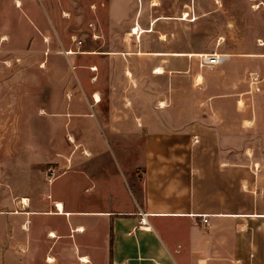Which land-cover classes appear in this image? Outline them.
<instances>
[{
    "label": "rangeland",
    "instance_id": "374dc122",
    "mask_svg": "<svg viewBox=\"0 0 264 264\" xmlns=\"http://www.w3.org/2000/svg\"><path fill=\"white\" fill-rule=\"evenodd\" d=\"M17 1L0 0V185L5 188L0 192V264H111L107 235L102 234L107 226L99 224L97 230L88 228L76 236L66 232L57 217L43 213V198L56 177L55 185H70L79 177L78 198H90L82 191L83 175L90 178L86 169L76 175L81 169L74 161L66 169L74 138H89L91 126H97L88 114L87 105L93 101L83 51L161 49V77L149 86L121 77L123 65L116 56L100 59L95 83L101 118L113 115L108 111L114 108V91L117 105L122 97L142 103V92L150 89L161 94L165 107L178 108L179 114L164 113L165 120L181 111L185 116L184 111L192 112L194 120L206 116V152L222 153L254 168L264 186V0ZM136 24L140 32L130 35ZM211 54L225 58L209 65L204 58ZM147 57L136 55L135 61L149 63ZM175 66L181 69L169 70ZM146 71L139 67L137 72L143 77ZM84 106L86 116H81ZM125 146L136 152L137 146ZM84 147L78 148L89 153ZM112 153L104 156L103 171L114 176L110 204L118 208L133 202L135 195L126 184L125 168L120 160L113 161ZM96 161L80 159L88 168ZM73 188L63 195L68 197ZM23 197L28 199L27 209L35 212L29 224L25 214L13 213L23 208ZM79 256L89 262L81 263ZM202 259L185 264H236L212 254L206 262Z\"/></svg>",
    "mask_w": 264,
    "mask_h": 264
},
{
    "label": "crops",
    "instance_id": "0c3cea01",
    "mask_svg": "<svg viewBox=\"0 0 264 264\" xmlns=\"http://www.w3.org/2000/svg\"><path fill=\"white\" fill-rule=\"evenodd\" d=\"M141 54H149L150 62L144 63L142 58L135 61V56ZM162 54L161 49H146V46L138 52L126 51L125 47L105 53H81V59L88 61L90 72L93 102L87 105L88 114L97 126H91L89 138L72 140L75 150L68 156L70 167L64 165L71 168L74 161L81 169L76 170V175H83L77 173L83 169L89 173L88 180L83 175L86 184L82 186L84 193H90L85 201L89 208H82L85 202L77 196L79 177L70 185H55L56 177L49 187L51 193L47 188L43 198L46 206L43 213L57 217L64 223L63 229L76 236L88 228L97 230L99 224L103 229L107 226L102 234L107 235L104 240L111 264H185L198 258L206 262V256L211 254L229 257L236 264H264V186L254 168L235 163L225 154L206 152V116L194 120L189 116L192 112L184 111L185 116L181 111L174 119L165 120L164 113H178V108L159 106L163 101L161 94L149 93L147 88L142 92L146 97L142 103L119 94L122 104L116 105L118 94L114 91V108L108 111L112 117L103 119L99 114L100 101L93 97L100 96L99 84L95 83L100 77V59L116 56L123 65L121 77L149 86L148 82L161 77L162 72L155 69L163 70ZM139 67L147 70L143 77L138 75ZM87 107L81 108L79 115L86 116ZM202 111L206 113V108ZM75 129L88 130L82 126ZM131 144L137 146L136 152L125 146ZM81 146L90 152L83 154L78 148ZM108 152H113L110 154L113 161L120 160L125 168L126 184L134 190L135 198L127 206L115 208L110 204L115 195L111 183L114 176L109 177L103 171L106 167L103 158ZM81 158L97 161L88 168L80 162ZM111 164L114 169V163ZM72 186V193L65 197L62 192ZM4 190L0 185V192ZM22 199L19 203L23 208L13 213L25 214L29 224L33 219L30 215L35 212L27 209L28 199L25 198L26 204ZM57 202L61 203L62 212L56 209ZM78 227L83 230L76 231Z\"/></svg>",
    "mask_w": 264,
    "mask_h": 264
},
{
    "label": "bare ground",
    "instance_id": "6f19581e",
    "mask_svg": "<svg viewBox=\"0 0 264 264\" xmlns=\"http://www.w3.org/2000/svg\"><path fill=\"white\" fill-rule=\"evenodd\" d=\"M16 4H18V1H17V0H16ZM184 15L186 16L187 14L184 13ZM185 16H184V17H185ZM139 32H140V30H139V26L136 24V25H134V26L131 27V31H130L129 34H130V35H133V34H138ZM161 38L163 39V37H161ZM173 54H175V53H173ZM225 56H226V55H225ZM90 69H91V70H95L96 68H95V67H90ZM155 72L161 73V72H162V69H161V68H157V69H155ZM93 98H94V100H95L96 102L100 101V96H99L98 94H95ZM159 105H160V106H164V104L162 103V101L159 103ZM69 140L72 141L73 139H72L71 137H69ZM22 202H23L24 204H26V199H25V198L22 199ZM55 206H56V209H57L58 211L62 212V211H61V210H62V205H61L60 202H57V203L55 204ZM75 230H76V231H82L83 229H82V227H78V228H76ZM49 236H50V237H55V234H54L53 232H51V233L49 234ZM78 259H79V261H80L81 263H87V262H89V260H88V258H87L86 256H79ZM48 260L50 261L51 258H48Z\"/></svg>",
    "mask_w": 264,
    "mask_h": 264
},
{
    "label": "built area",
    "instance_id": "2783aa9c",
    "mask_svg": "<svg viewBox=\"0 0 264 264\" xmlns=\"http://www.w3.org/2000/svg\"><path fill=\"white\" fill-rule=\"evenodd\" d=\"M224 58L225 57L220 54H211L209 56H206L204 58V61L205 63L209 65H215V64H220L221 62H223Z\"/></svg>",
    "mask_w": 264,
    "mask_h": 264
}]
</instances>
